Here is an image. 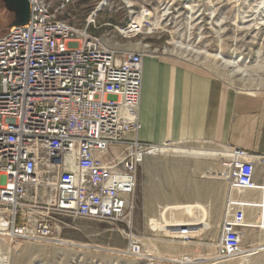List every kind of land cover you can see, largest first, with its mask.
Listing matches in <instances>:
<instances>
[{
	"label": "built area",
	"instance_id": "built-area-1",
	"mask_svg": "<svg viewBox=\"0 0 264 264\" xmlns=\"http://www.w3.org/2000/svg\"><path fill=\"white\" fill-rule=\"evenodd\" d=\"M27 1V24L0 36L4 232L15 239H50L55 216L128 224L139 168L167 145L129 138L141 129L144 56L112 51L103 36L92 34L96 10L75 26L57 17L72 0ZM147 16L141 22L130 18L119 34H142ZM112 148L123 156L112 155ZM257 165H264V156L229 149L222 176L230 189L264 193V186L253 182ZM243 227L237 219L221 223L217 259L239 252ZM181 239L192 240L185 234ZM128 251L139 257L141 245L131 241Z\"/></svg>",
	"mask_w": 264,
	"mask_h": 264
},
{
	"label": "rangeland",
	"instance_id": "rangeland-1",
	"mask_svg": "<svg viewBox=\"0 0 264 264\" xmlns=\"http://www.w3.org/2000/svg\"><path fill=\"white\" fill-rule=\"evenodd\" d=\"M126 1L131 8L123 0H72V5L57 17L82 26L96 10V29L90 27V32L103 36L104 44L112 51L139 53L144 59L170 60L197 69L236 92L264 93V0ZM143 13L148 16L142 34L123 38L119 29L130 18H142ZM13 20L14 15L0 0V36L7 32ZM194 149L212 150L201 145L167 144L164 152L145 158L138 171L130 223L55 216L56 226L50 239H15L0 229V264H177L166 259L184 257H179L174 246L178 239L182 241V234L169 226L166 231H160L165 207L149 213L145 199L149 194L154 200L158 194L161 200L164 186L170 182L177 190L179 179L184 176L180 169L186 163L196 160L214 163L210 158L186 156ZM112 152L117 157L124 154L119 148H112ZM3 216L0 215V220ZM185 217L183 210H167L164 214V220L171 225L197 224L180 229L199 228V223H207L206 235L188 234L192 240L187 243H206L201 245L207 248L202 260L216 258L223 221ZM240 234V251L244 254L238 252L202 264H264V251L249 254L251 240L243 232ZM131 241L141 245L139 257L130 255ZM255 243L264 241L255 240Z\"/></svg>",
	"mask_w": 264,
	"mask_h": 264
},
{
	"label": "crops",
	"instance_id": "crops-1",
	"mask_svg": "<svg viewBox=\"0 0 264 264\" xmlns=\"http://www.w3.org/2000/svg\"><path fill=\"white\" fill-rule=\"evenodd\" d=\"M139 142L162 146L166 144L201 145L212 150H190L188 157L210 158L214 163L195 161L181 167L178 189L165 184L162 199L159 195L145 199L147 210L161 213V229L174 228L177 234L206 235L207 223L168 224L167 210H183L186 219L205 221L240 220V232L250 238L252 253L264 251V193L259 190L236 191L229 188L222 176L226 151L239 149L264 156V93L236 92L212 77L190 66L166 59H143L139 105ZM253 182L264 186V165H257ZM177 205V207H175ZM261 206V207H260ZM151 217V216H150ZM262 225V226H261ZM173 242L179 257L177 264H202L216 258L203 259L207 248L203 244ZM203 239L202 241H204ZM175 248V247H174ZM205 250V252H204ZM251 253V254H252ZM186 259L187 263H183ZM192 262V263H191Z\"/></svg>",
	"mask_w": 264,
	"mask_h": 264
},
{
	"label": "water",
	"instance_id": "water-1",
	"mask_svg": "<svg viewBox=\"0 0 264 264\" xmlns=\"http://www.w3.org/2000/svg\"><path fill=\"white\" fill-rule=\"evenodd\" d=\"M4 8L14 15L13 22L9 28L22 27L29 20V4L27 0H1Z\"/></svg>",
	"mask_w": 264,
	"mask_h": 264
},
{
	"label": "bare ground",
	"instance_id": "bare-ground-1",
	"mask_svg": "<svg viewBox=\"0 0 264 264\" xmlns=\"http://www.w3.org/2000/svg\"><path fill=\"white\" fill-rule=\"evenodd\" d=\"M124 1V3L126 4V6H127V8H131L132 7V5L131 4H129L126 0H123ZM164 15V14H163ZM143 17L142 18H144L145 16H146V14L145 13H143V15H142ZM142 18H138V22H141V19ZM141 24V23H140ZM142 25V24H141ZM165 150H163V149H161V151L160 152H164ZM0 229L4 232V229H3V222L0 220ZM29 238H31V237H29ZM53 240H59V239H53ZM239 252L240 253H243V251H240L239 250ZM246 252H248V251H246ZM245 253V252H244ZM243 253V254H244ZM250 253H252L251 251H249V254ZM248 254V253H247ZM240 255V254H239ZM180 261H183V263H187V262H189V261H187L186 259H183V260H180ZM171 262H174V263H178L179 261L178 260H172ZM192 263V262H191Z\"/></svg>",
	"mask_w": 264,
	"mask_h": 264
}]
</instances>
